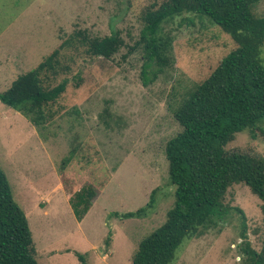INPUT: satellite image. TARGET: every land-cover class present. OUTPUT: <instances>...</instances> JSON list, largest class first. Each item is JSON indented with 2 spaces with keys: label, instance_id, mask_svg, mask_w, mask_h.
Wrapping results in <instances>:
<instances>
[{
  "label": "rangeland",
  "instance_id": "374dc122",
  "mask_svg": "<svg viewBox=\"0 0 264 264\" xmlns=\"http://www.w3.org/2000/svg\"><path fill=\"white\" fill-rule=\"evenodd\" d=\"M154 1L0 0V93L74 30L92 37L119 32L132 46ZM254 10L264 16V0ZM162 34L172 37L173 63L147 86L140 76L143 53L123 58L128 49L122 47L111 59L76 60L65 92L51 108L53 119L41 129L0 102V168L25 212L39 264H82L75 252L84 264H132L140 240L161 226L173 207L164 149L181 127L172 111L235 45L206 17L192 14L164 23ZM261 58L264 64V46ZM236 148L264 158V122L253 132L237 133L225 147ZM72 149L73 158L63 164ZM87 185L97 195L78 222L70 198ZM152 191L151 207L139 217H122L145 207ZM224 205L227 214L185 242L173 264H242L238 210L249 243L260 250L264 203L236 184Z\"/></svg>",
  "mask_w": 264,
  "mask_h": 264
},
{
  "label": "trees",
  "instance_id": "16d2710c",
  "mask_svg": "<svg viewBox=\"0 0 264 264\" xmlns=\"http://www.w3.org/2000/svg\"><path fill=\"white\" fill-rule=\"evenodd\" d=\"M261 1L155 0L143 13V27L132 46L125 45L119 32L92 37L84 30H74L33 69L17 76L0 93L3 105L41 129L53 119L51 108L65 92L66 76L80 56L107 60L127 47L123 56L126 58L140 49V76L143 86H147L173 63L172 37L162 34L164 23L192 14L206 17L229 35L235 48L172 111L181 131L167 141L164 153L169 183L175 188L174 204L164 223L140 240L132 264H173L185 242L201 236L215 218L222 219L227 214L229 208L224 199L233 185H244L264 203V158L240 148L225 149L237 133L253 132L264 122V16L254 10ZM99 117L105 121L104 116ZM105 127H110L106 121ZM74 150L63 164L73 158ZM154 194L152 191L145 207L122 217H139L152 206ZM96 195L93 186L87 185L70 198L78 222L88 213ZM238 213L242 219V241L238 244L242 264H264V239L260 250L252 248L246 237L245 217L240 210ZM74 254L84 264L83 256ZM0 264H39L27 217L15 202L1 168Z\"/></svg>",
  "mask_w": 264,
  "mask_h": 264
}]
</instances>
